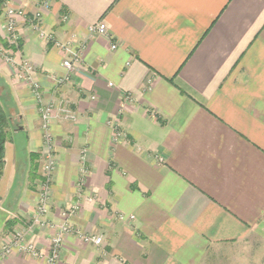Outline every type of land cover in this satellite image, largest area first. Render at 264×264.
I'll use <instances>...</instances> for the list:
<instances>
[{"label": "crops", "instance_id": "1", "mask_svg": "<svg viewBox=\"0 0 264 264\" xmlns=\"http://www.w3.org/2000/svg\"><path fill=\"white\" fill-rule=\"evenodd\" d=\"M41 2L9 0L5 10L24 13L15 60L33 68L45 103L71 115L54 114L44 220L56 227L74 209L79 234L64 236L56 264H203L217 248L264 237V0ZM98 22L107 37L88 34ZM40 30L80 54L68 85H57L67 51ZM15 74L0 58L11 127L0 244L31 225L41 171L39 107ZM56 232L37 225L27 240L46 254ZM1 264L44 263L14 249Z\"/></svg>", "mask_w": 264, "mask_h": 264}, {"label": "built area", "instance_id": "2", "mask_svg": "<svg viewBox=\"0 0 264 264\" xmlns=\"http://www.w3.org/2000/svg\"><path fill=\"white\" fill-rule=\"evenodd\" d=\"M9 0H6V4ZM5 4V5H6ZM42 9L47 10L50 7V0H42L40 3ZM40 14H36L29 22L30 24L36 25ZM24 18V13L20 10L6 9L3 12L4 19V31H5V43H0V58L4 62L11 66L15 72L18 80L22 81L24 85L31 91V93L36 98V102L39 107V115L41 118V132L43 139V147L41 151V171L40 180L37 187V198L35 205V212L31 217V225L27 230L14 229L11 235L0 244V264L1 262L14 250H18L21 254L27 255L33 259L41 260L44 264H56L58 261L59 253L62 248L63 238L65 235L79 234L76 229H74L68 223V218L72 214V211H64L61 213L63 222L57 225L55 228L57 230L55 237L51 241V245L48 253H41L37 250L35 244L32 241L27 240L28 235L32 231L33 227L37 225L48 226L49 228H54V225L47 223L44 218L48 215L50 211V199H51V177L55 167V141L51 133V126L54 118L63 113L66 117L71 115L60 109L53 101L44 102L40 90V85L34 81V70L26 62H17L15 60V52L19 50L21 35L19 30V24L17 19ZM68 17L64 19L67 20ZM37 29L38 27H34ZM39 31V30H38ZM41 37L49 42H54L53 44L60 49H65L69 55V58L62 62V68L64 69V76L57 80V85L64 86L70 83L71 74L75 72V65L80 59V54L78 52L68 50L66 45L60 44L54 41L52 35L45 34L40 30ZM88 34L91 37H107V27L103 22H98L92 24L88 27ZM116 45H111V50H115ZM94 100V97H91ZM71 118V117H70ZM111 128L115 139L121 138L123 132L119 126V123L113 121L111 123ZM120 219H122L120 217ZM133 218L131 217L130 220ZM82 242L85 244H90L93 246H99L102 242L101 236L92 235H80Z\"/></svg>", "mask_w": 264, "mask_h": 264}, {"label": "rangeland", "instance_id": "3", "mask_svg": "<svg viewBox=\"0 0 264 264\" xmlns=\"http://www.w3.org/2000/svg\"><path fill=\"white\" fill-rule=\"evenodd\" d=\"M5 5L4 9L5 10ZM2 16V14H1ZM0 16V18H1ZM4 21V19H3ZM4 31V23L2 25ZM6 35V34H5ZM0 43L1 42L0 40ZM41 170V158H40ZM51 225V223H50ZM53 229L56 230L54 227ZM219 251L210 254L203 264H264V237L255 240L224 248H217Z\"/></svg>", "mask_w": 264, "mask_h": 264}, {"label": "trees", "instance_id": "4", "mask_svg": "<svg viewBox=\"0 0 264 264\" xmlns=\"http://www.w3.org/2000/svg\"><path fill=\"white\" fill-rule=\"evenodd\" d=\"M5 4L6 0H0V16ZM10 130L11 127L9 117L0 104V175L2 174L4 165V147L5 143L10 139Z\"/></svg>", "mask_w": 264, "mask_h": 264}]
</instances>
